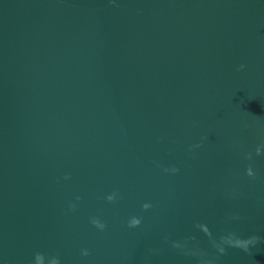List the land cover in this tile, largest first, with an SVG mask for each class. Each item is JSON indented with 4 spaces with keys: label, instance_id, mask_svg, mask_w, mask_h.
Returning <instances> with one entry per match:
<instances>
[{
    "label": "water",
    "instance_id": "water-1",
    "mask_svg": "<svg viewBox=\"0 0 264 264\" xmlns=\"http://www.w3.org/2000/svg\"><path fill=\"white\" fill-rule=\"evenodd\" d=\"M0 264H264V0H0Z\"/></svg>",
    "mask_w": 264,
    "mask_h": 264
},
{
    "label": "clouds",
    "instance_id": "clouds-1",
    "mask_svg": "<svg viewBox=\"0 0 264 264\" xmlns=\"http://www.w3.org/2000/svg\"><path fill=\"white\" fill-rule=\"evenodd\" d=\"M240 67H243V65H241Z\"/></svg>",
    "mask_w": 264,
    "mask_h": 264
}]
</instances>
